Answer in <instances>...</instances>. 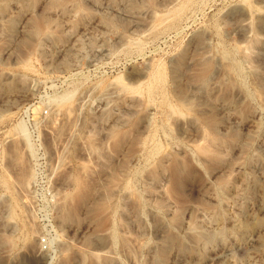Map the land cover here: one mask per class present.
Instances as JSON below:
<instances>
[{"label": "rangeland", "instance_id": "1", "mask_svg": "<svg viewBox=\"0 0 264 264\" xmlns=\"http://www.w3.org/2000/svg\"><path fill=\"white\" fill-rule=\"evenodd\" d=\"M0 79V264H264V0H1Z\"/></svg>", "mask_w": 264, "mask_h": 264}, {"label": "bare ground", "instance_id": "2", "mask_svg": "<svg viewBox=\"0 0 264 264\" xmlns=\"http://www.w3.org/2000/svg\"><path fill=\"white\" fill-rule=\"evenodd\" d=\"M0 1H1V0H0ZM2 1H3V0H2ZM4 1H5V0H4ZM9 4H10V3H9ZM47 37H48V36H47ZM7 74H8V73H7ZM0 80H1V79H0ZM206 81H207V80H206ZM230 109H231V108H230ZM230 109H229V110H230ZM211 130H212V129H211Z\"/></svg>", "mask_w": 264, "mask_h": 264}]
</instances>
